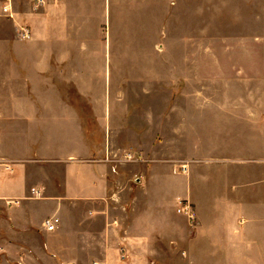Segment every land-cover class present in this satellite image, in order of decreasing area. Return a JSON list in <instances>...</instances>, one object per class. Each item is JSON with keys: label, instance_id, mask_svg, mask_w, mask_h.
<instances>
[{"label": "crops", "instance_id": "obj_1", "mask_svg": "<svg viewBox=\"0 0 264 264\" xmlns=\"http://www.w3.org/2000/svg\"><path fill=\"white\" fill-rule=\"evenodd\" d=\"M0 264H264V0H0Z\"/></svg>", "mask_w": 264, "mask_h": 264}, {"label": "rangeland", "instance_id": "obj_2", "mask_svg": "<svg viewBox=\"0 0 264 264\" xmlns=\"http://www.w3.org/2000/svg\"><path fill=\"white\" fill-rule=\"evenodd\" d=\"M146 70L149 71V76L146 74ZM108 84L111 82L112 91L118 86V92L120 97L125 101L136 100V103L141 105L145 99L157 98V90L153 85L156 83V69H108ZM105 84V79L102 86ZM144 85H150V90H147L144 94ZM146 88V87H145ZM138 101V102H137ZM132 103V102H131ZM134 141V139L130 138ZM132 141V142H133ZM139 158L142 155L136 154ZM145 157V156H144ZM150 158V155H149Z\"/></svg>", "mask_w": 264, "mask_h": 264}, {"label": "built area", "instance_id": "obj_3", "mask_svg": "<svg viewBox=\"0 0 264 264\" xmlns=\"http://www.w3.org/2000/svg\"><path fill=\"white\" fill-rule=\"evenodd\" d=\"M33 2H35L38 6L44 5L45 0H32ZM3 13L4 14H10L11 13V7L10 5L5 6L3 8ZM19 37L23 40H27L30 39L31 37V33L30 30L27 28H20V32H19ZM127 162H141V158H139V156L133 155L131 153H126L125 158H124ZM106 161H110L109 158L105 159ZM174 172L176 174H183L186 175L187 174V165H179L177 166V168L174 170ZM177 213L187 217V219L190 221L191 226L194 225L195 223V219H196V215L195 212L191 206V204L187 201H179L178 203V208H177ZM59 223V220L57 218H52V219H48L45 221L44 223V227L46 228L47 231L49 232H53L56 230L57 228V224Z\"/></svg>", "mask_w": 264, "mask_h": 264}]
</instances>
